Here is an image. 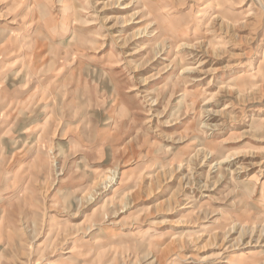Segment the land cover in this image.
<instances>
[{
    "label": "rangeland",
    "instance_id": "374dc122",
    "mask_svg": "<svg viewBox=\"0 0 264 264\" xmlns=\"http://www.w3.org/2000/svg\"><path fill=\"white\" fill-rule=\"evenodd\" d=\"M0 264H264V0H0Z\"/></svg>",
    "mask_w": 264,
    "mask_h": 264
},
{
    "label": "bare ground",
    "instance_id": "6f19581e",
    "mask_svg": "<svg viewBox=\"0 0 264 264\" xmlns=\"http://www.w3.org/2000/svg\"><path fill=\"white\" fill-rule=\"evenodd\" d=\"M201 9H202V8H201ZM219 11H220V10L217 8L216 11H215V14H213V16L211 17L212 20H214L215 18H217V17L220 16ZM216 13H217V14H216ZM222 18H223V17H222ZM227 19H228V18H227ZM223 22H224V21H223ZM196 23L199 25L200 20H198ZM213 23H214V22H213ZM216 25H217V23H216ZM222 26H223V25H222ZM220 29H221V28H220ZM209 31H210V30H209ZM137 49H138V48H137ZM256 121H257V120H256ZM253 123L255 124V129H256V128L258 129V128L260 127V124H259L258 122L256 123V122L253 121ZM258 130H259V129H258Z\"/></svg>",
    "mask_w": 264,
    "mask_h": 264
}]
</instances>
